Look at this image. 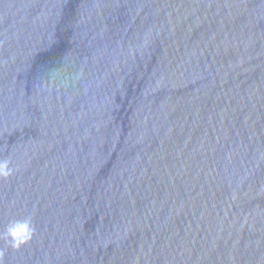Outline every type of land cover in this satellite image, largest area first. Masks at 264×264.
Returning <instances> with one entry per match:
<instances>
[{
	"label": "water",
	"instance_id": "water-1",
	"mask_svg": "<svg viewBox=\"0 0 264 264\" xmlns=\"http://www.w3.org/2000/svg\"><path fill=\"white\" fill-rule=\"evenodd\" d=\"M0 159V264H264V0H0Z\"/></svg>",
	"mask_w": 264,
	"mask_h": 264
},
{
	"label": "clouds",
	"instance_id": "clouds-1",
	"mask_svg": "<svg viewBox=\"0 0 264 264\" xmlns=\"http://www.w3.org/2000/svg\"><path fill=\"white\" fill-rule=\"evenodd\" d=\"M13 172L10 167V162L7 159H0V178H7ZM18 231L30 232V225L27 221L17 222L7 229L6 235L10 237H15Z\"/></svg>",
	"mask_w": 264,
	"mask_h": 264
}]
</instances>
